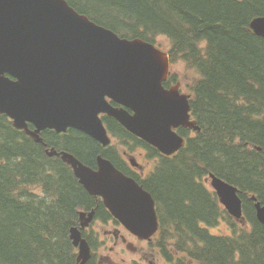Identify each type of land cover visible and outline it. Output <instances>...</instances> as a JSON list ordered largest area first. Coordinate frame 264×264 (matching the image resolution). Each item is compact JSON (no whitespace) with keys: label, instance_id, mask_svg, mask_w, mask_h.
Instances as JSON below:
<instances>
[{"label":"trees","instance_id":"obj_1","mask_svg":"<svg viewBox=\"0 0 264 264\" xmlns=\"http://www.w3.org/2000/svg\"><path fill=\"white\" fill-rule=\"evenodd\" d=\"M66 1L121 38L157 44L166 37L172 65L180 59L197 75L189 88L200 131L179 129L186 145L167 157L104 117L120 145L104 148L70 129L44 131L48 148L94 169L101 155L136 178L156 201V240L172 253L173 264H264V225L252 200L264 203V38L250 27L264 16V0ZM123 147L130 154L144 149L157 160L148 179L130 172ZM211 174L238 188L245 224L205 183ZM94 208L100 219L111 215L68 165L0 116V264H77L70 231L79 226L81 211ZM224 225L228 233L213 232Z\"/></svg>","mask_w":264,"mask_h":264},{"label":"water","instance_id":"obj_2","mask_svg":"<svg viewBox=\"0 0 264 264\" xmlns=\"http://www.w3.org/2000/svg\"><path fill=\"white\" fill-rule=\"evenodd\" d=\"M250 27L264 38V16ZM170 64L168 52L142 39L120 38L66 0H0V115L44 146L49 157L71 167L85 190L102 199L141 240H149L159 228L152 194L102 156L93 169L71 153L48 149L41 135L72 128L107 147L111 139L103 114L162 154L177 153L185 139L176 130L199 131V127L191 119L190 96L180 93V84L164 85L171 75ZM205 182L228 213L244 222L238 188L213 174ZM252 199L264 225V204ZM94 218V209L81 212L80 226L70 231L79 250L78 264H88L92 257L83 231Z\"/></svg>","mask_w":264,"mask_h":264},{"label":"flooded vegetation","instance_id":"obj_3","mask_svg":"<svg viewBox=\"0 0 264 264\" xmlns=\"http://www.w3.org/2000/svg\"><path fill=\"white\" fill-rule=\"evenodd\" d=\"M177 82L175 79H170L168 86L171 87L175 85ZM182 92V90H181ZM183 93V92H182ZM144 151V149H142ZM146 151V150H145ZM147 152V151H146ZM143 156L146 157L145 153H142ZM123 159L129 168L130 172L135 175L138 179L146 180L148 179L151 173H153L156 169V159L150 158L147 152V156L150 158L149 165L152 166V172H147L145 167L134 158H131L126 152L122 154ZM134 157V156H133ZM130 159L134 160V163H130ZM155 168V169H154ZM150 169V168H149ZM151 171V170H150ZM136 179V178H135ZM96 199V198H95ZM96 202L100 204L102 202L101 199H96ZM100 206V205H99ZM99 208V207H97ZM97 208L95 209V218L90 226L83 231L84 237L88 240L89 244L92 248V257L89 260L88 264H119L114 262L111 257L108 255H104L103 252L107 247L108 240L112 239L113 246L108 247V250L113 253L117 247L126 246L128 250L137 253L140 256L139 262L133 261L134 264H141L144 262L145 264H157L155 260L156 254L160 255V257L165 260L167 264H173V259L171 258L172 253L166 254L164 250L161 248V244L156 240V236L159 235L158 231L155 235H153L149 240H140L138 237L129 232L117 219H115L112 215L109 218L100 219L97 217ZM105 208V206H104ZM107 211V209L105 208ZM100 214V213H99ZM112 226V228L107 229V227ZM100 228H105L103 235L105 239H102V234L99 232ZM128 236L133 237L140 241V243L147 244L150 246V252L139 250L136 246H134V242L130 241ZM144 249V248H142ZM123 261V260H122ZM124 262V261H123ZM143 264V263H142Z\"/></svg>","mask_w":264,"mask_h":264},{"label":"rangeland","instance_id":"obj_4","mask_svg":"<svg viewBox=\"0 0 264 264\" xmlns=\"http://www.w3.org/2000/svg\"><path fill=\"white\" fill-rule=\"evenodd\" d=\"M156 45L157 46L159 45V47L165 52H168L171 48V42L166 37L159 38L158 43ZM171 68H172L171 69L172 74H174L177 77L176 82L180 83V88H181L182 92L184 94L191 96V92H190L189 87L197 79V77H196L197 75L195 74V72L188 69L186 64L180 59L175 61V64H173ZM115 143H118V145H120L119 142L117 141V139H115ZM120 149L122 152L125 150L124 147L120 148ZM142 153H145L146 157L143 156ZM130 155L134 156L135 159L137 158V160L145 167L147 172L153 171L151 164L149 165V163H151L149 160L150 158L147 156V152L145 150L143 151L142 149H137L136 151L132 152ZM109 228H112V226L107 227V229H109ZM104 230H105V228L99 229V232H101V234H102V237H101L102 239H105V237L103 235ZM228 231L229 230H228V227L226 225L222 226L218 230H213L214 233H228ZM128 238L130 241L134 242V246H136L139 250L150 252V246H148L147 244L140 243V241H138L137 239L130 237V236H128ZM112 246H113V241H112V239L111 240L109 239L107 247L104 250L103 254L107 255V256L109 255L114 262L119 263V264H134L133 263L134 260L137 262L141 261L140 256L137 253H134V252L128 250V248H126V246H119L116 248V250L113 253H111L108 250V247H112ZM142 248H144V249H142ZM154 261L157 264H167L165 262V260H163L160 257V255H158V254H156ZM142 263L145 264L144 262H142Z\"/></svg>","mask_w":264,"mask_h":264}]
</instances>
